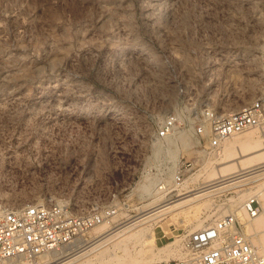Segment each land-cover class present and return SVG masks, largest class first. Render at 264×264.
I'll use <instances>...</instances> for the list:
<instances>
[{
    "label": "rangeland",
    "instance_id": "374dc122",
    "mask_svg": "<svg viewBox=\"0 0 264 264\" xmlns=\"http://www.w3.org/2000/svg\"><path fill=\"white\" fill-rule=\"evenodd\" d=\"M214 42L229 44L231 54L244 55L241 78L235 75L240 80L233 84L236 96L221 98L201 92L197 100L229 111L264 96V0H0V177L5 179L19 168L25 185H35L19 192L0 190V204H24L48 192L63 193L77 202L86 195L85 190H66L63 180L55 184L47 174L67 168L70 148L64 143V130L71 114L105 108L110 97L116 100L113 106L125 105L120 77L132 75L142 63L132 58L118 67V54L127 57L140 47L156 61L146 71L153 78L147 92L152 97L166 94L164 104L169 108L181 99L171 85L173 75L192 86L194 70L189 65L192 58H188L201 43ZM164 55H182L188 61L168 66L161 61ZM250 131L254 138L264 136V130ZM187 133L191 138L186 146L178 141L169 144L168 189L173 187L170 174L178 159L193 160V169L170 193L205 184L207 175L229 163V157L239 160L244 156H238L236 149L226 158L220 152L202 151L193 133ZM34 168L40 172L36 182ZM136 185L118 196L115 213L119 220L153 203V190H138ZM260 185L242 182L187 215L166 218L152 227L155 240H129L128 253L140 260L152 255L159 256L157 260L176 257L178 238L192 231L193 218H204L206 225L230 212L243 216L240 205L253 194L263 206V214L264 184ZM113 220L111 223L117 221Z\"/></svg>",
    "mask_w": 264,
    "mask_h": 264
},
{
    "label": "built area",
    "instance_id": "2783aa9c",
    "mask_svg": "<svg viewBox=\"0 0 264 264\" xmlns=\"http://www.w3.org/2000/svg\"><path fill=\"white\" fill-rule=\"evenodd\" d=\"M132 58L142 64L132 75L120 77L125 105L113 106L116 100L110 97L105 108L71 114L64 130V143L70 148L67 168L47 174L55 184L63 180L66 190H85L86 195L77 202L63 193L48 192L24 204H0V264L20 259L36 263L51 250L61 251L87 240L88 232L118 208L119 194L131 190L145 176L154 188L164 190L169 177L168 147L176 142L173 136L177 131H191L196 146L216 155L227 138L250 129L264 130L262 95L229 111L197 100L201 92L221 98L236 96L233 84L240 79L235 75L241 78L245 58L242 52L231 54L229 44L201 43L193 50L188 60L192 58L189 65L194 83L188 86L173 75L171 85L181 99L169 108L164 104L166 94L152 97L147 92L153 78L146 71L156 61L136 47L127 57L118 54L116 64L121 67ZM188 60L182 55H164L161 61L174 66ZM193 164V160H177L170 174L173 186L182 184ZM22 173L18 168L5 179L0 177V190L35 188L33 183L25 185ZM39 178L40 172L34 168L32 179L36 182ZM242 208L249 219L262 211L254 195L243 201ZM176 247L178 256L150 264H264V251L234 212L182 234Z\"/></svg>",
    "mask_w": 264,
    "mask_h": 264
},
{
    "label": "bare ground",
    "instance_id": "6f19581e",
    "mask_svg": "<svg viewBox=\"0 0 264 264\" xmlns=\"http://www.w3.org/2000/svg\"><path fill=\"white\" fill-rule=\"evenodd\" d=\"M250 130L245 131L242 135L235 134L230 140L226 141V139V142L222 143L219 156L223 155L226 158V156L231 155L230 152L233 149L237 150L238 156H244L239 160H233L235 156L232 158L229 157L231 160L229 163L219 167L220 169L215 174L207 175L209 177L205 184L185 190L177 189L176 193H170L176 186L168 189L169 185L165 186L164 183L165 189L159 191V189L151 186L150 179L145 176L136 185V188L138 190H153V203L150 201L151 204L141 208L137 214H126V216L124 214L125 217L121 220L116 218V208L109 219L94 226L88 232L87 240H81L76 245L62 248L61 251L51 250L42 255L40 258L41 260L44 256L42 261L39 260L35 264H150L149 261H155L154 259L156 257L154 255L149 256L150 258L147 260H140L136 258V255L129 254V248L127 246L129 240L140 241V243L142 241L155 240L154 233H152V227L154 225L164 221L166 218L175 220L187 215L198 206L207 205L216 194L234 188L236 189L242 182L252 181L256 182L258 186L264 184V136L254 138ZM173 138L180 145L186 146L189 144L191 135L186 130H179L174 134ZM195 142H197V138H195ZM253 195L260 203L257 195ZM261 195L264 199V191L261 192ZM242 203L240 205L241 210H243ZM261 207L263 206L261 205ZM235 214L245 230L253 235L254 243L264 251V213L256 215L253 219L247 218L245 212L244 214L243 212L240 213L243 216L239 215L238 212H235ZM113 217V221H117L111 223ZM203 221L204 218L196 216L191 222V229L202 228L204 226ZM116 250H121L126 254H121L122 256L118 255ZM160 257L163 258L164 256ZM7 264L32 263L28 260L20 259L7 262Z\"/></svg>",
    "mask_w": 264,
    "mask_h": 264
}]
</instances>
